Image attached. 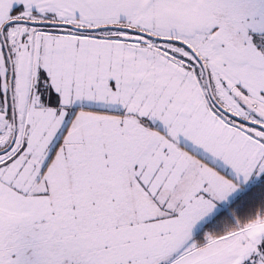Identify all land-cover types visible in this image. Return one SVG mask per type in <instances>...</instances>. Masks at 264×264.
I'll return each instance as SVG.
<instances>
[{
	"label": "snow or ice",
	"instance_id": "obj_1",
	"mask_svg": "<svg viewBox=\"0 0 264 264\" xmlns=\"http://www.w3.org/2000/svg\"><path fill=\"white\" fill-rule=\"evenodd\" d=\"M0 264H264V0H0Z\"/></svg>",
	"mask_w": 264,
	"mask_h": 264
}]
</instances>
